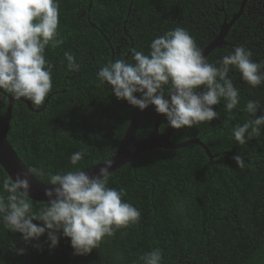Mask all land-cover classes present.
<instances>
[{
	"label": "trees",
	"instance_id": "16d2710c",
	"mask_svg": "<svg viewBox=\"0 0 264 264\" xmlns=\"http://www.w3.org/2000/svg\"><path fill=\"white\" fill-rule=\"evenodd\" d=\"M176 2L177 8L171 7ZM157 3L59 0L57 39L61 43L55 48L47 46L44 53L52 64V91L38 109L30 100V104L13 103L8 141L28 169L43 167L52 174L83 170L116 152L139 108L118 100L108 85L100 83L98 72L106 63L125 60L127 55L126 62H133V49L148 54L151 42L176 24L189 32L193 0ZM196 3L206 4V0ZM163 6H168L169 13L162 18L163 24L159 23L161 31L149 37L150 23L139 27V19H158ZM215 10L212 5V20ZM210 32L212 40L219 28L212 25ZM227 41L234 42L230 37ZM65 52L76 57L79 71L67 70ZM215 54L216 50L210 56ZM253 55L264 63V49L257 48ZM232 71L230 77L240 90V108L229 114L221 101L213 106L219 118L193 128L174 129L171 136L176 143L199 139L213 158L196 143L179 149L154 148L109 174L108 186L123 190L122 200L140 210L138 224L105 237L88 255H74L70 238L61 235L55 248L49 247L47 233L26 243L21 233L0 223V264H140L139 256L156 248L162 250L163 264H264V129L245 145H238L231 135L233 127L248 119L241 110L247 101L264 102V85L252 88L238 71ZM7 94L0 99V132ZM154 110L151 106L140 124L139 139L151 132ZM257 115L264 112L258 110ZM160 121L162 130L167 124L162 114ZM82 149L86 150L84 159L78 166L71 165V155ZM237 154L244 158L243 169L232 159ZM5 177L9 176L0 165V194L7 196L2 188ZM35 177L49 185L47 176ZM30 200L34 211L47 203ZM14 248L25 252L18 254Z\"/></svg>",
	"mask_w": 264,
	"mask_h": 264
},
{
	"label": "clouds",
	"instance_id": "9594fccd",
	"mask_svg": "<svg viewBox=\"0 0 264 264\" xmlns=\"http://www.w3.org/2000/svg\"><path fill=\"white\" fill-rule=\"evenodd\" d=\"M59 0H0V99L10 93L15 99L26 98L38 109L53 88L52 64L45 58L46 47L55 48L59 36ZM133 51V62L115 60L98 72L102 85L110 87L118 100L144 110L154 106L174 129L197 127L219 118L213 106L224 102L231 114L240 108V90L229 73L235 69L252 88L264 85V63L254 60L244 45L210 63L196 40L183 27H175L157 36L150 51ZM66 68L79 71L76 57L65 52ZM61 63H64L62 61ZM139 94V95H137ZM241 110L248 114L231 135L238 145H245L264 129V102L248 100ZM85 149L73 153L70 164L78 166ZM238 168L245 167L241 154L232 157ZM99 173L90 176L84 170H66L52 174L33 167L28 173H17L15 179L5 177L0 194V223L12 232L22 234L29 243L47 233L49 247L59 244L60 236L70 238L74 255H88L105 237L138 224L140 210L122 200L123 190L108 186L112 160H104ZM29 174L47 176L44 195L47 203L33 210L30 200ZM39 221L40 223H34ZM39 247V245H36ZM14 247V246H13ZM14 250L24 254L25 249ZM140 264H163L162 250L156 248L139 256Z\"/></svg>",
	"mask_w": 264,
	"mask_h": 264
},
{
	"label": "water",
	"instance_id": "95a60500",
	"mask_svg": "<svg viewBox=\"0 0 264 264\" xmlns=\"http://www.w3.org/2000/svg\"><path fill=\"white\" fill-rule=\"evenodd\" d=\"M239 15V13L234 15L230 23H223L221 25L220 31L218 32L216 37L206 48L203 49V55L206 58L212 50L222 46L229 27ZM6 96L8 98L7 110L3 129L0 132V165L9 177L15 179L17 173H28L29 169L25 166L17 151L8 141V131L10 122L13 117V103L15 101H18V99H15L12 94H7ZM19 100L30 104V101L26 98H21ZM151 106L152 105L144 110L139 109V111L136 112V114L131 119L122 139L120 140L116 152L109 158L113 162L112 167L109 169L110 173L116 171L126 163L135 162L139 155L154 148L179 149L191 143H196L206 151V154L209 157L212 158V154L208 147L199 139H192L182 143L173 142L171 140V136L173 134L174 128L166 124L165 127L161 130V114H158L155 110L153 112L154 123L151 132L146 137L139 139L137 137L138 128ZM104 166V162H100L99 164L90 166L83 170L86 171L90 176H92L98 174L99 169ZM28 178L31 186L29 192L30 199L40 202H47L48 198L44 195V190L46 187L52 186L43 183L33 174H29Z\"/></svg>",
	"mask_w": 264,
	"mask_h": 264
},
{
	"label": "flooded vegetation",
	"instance_id": "af4514ba",
	"mask_svg": "<svg viewBox=\"0 0 264 264\" xmlns=\"http://www.w3.org/2000/svg\"><path fill=\"white\" fill-rule=\"evenodd\" d=\"M163 1L168 2L169 0H158L159 3ZM196 1L198 0H193L192 11L188 16L189 33L202 50L206 48L217 35L216 34L211 40L212 34L210 31H212V25L214 28H219L220 31L223 23H230L234 15L240 14L229 27L222 46L211 51L214 52L216 50L214 57L210 56L211 53L208 55L207 59L210 63H214L223 56L233 52L234 48L239 45H244L246 48L250 49L252 53H254L257 48L264 49V0H221L222 3L216 2L215 4H212L210 0H206V4L201 5L197 4ZM159 3H157V5ZM212 5L216 8L213 12V20L210 15V7ZM177 6L178 4L176 2V5H172L171 7L177 8ZM158 10L160 11V9ZM168 13V6H163V14L162 16L159 15L158 19L155 17H140L139 27L149 22L152 27L148 35L150 37L151 34L161 31L159 23L163 24L162 18L168 15ZM128 16H130V14H128ZM125 23L127 24V20ZM216 25L218 26L216 27ZM153 26H157L156 29H154ZM175 27H179V24H176ZM144 37L146 39V36L142 38ZM228 37L232 38L234 42L227 41ZM133 47L132 44L131 48L133 49ZM128 57L127 55L125 58L126 61ZM252 58L259 62V59L254 57V55ZM233 73L234 72L231 71L229 76ZM240 88L242 89V86Z\"/></svg>",
	"mask_w": 264,
	"mask_h": 264
}]
</instances>
